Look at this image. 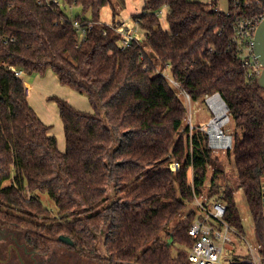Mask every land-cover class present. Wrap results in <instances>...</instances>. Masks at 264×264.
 <instances>
[{"label":"trees","instance_id":"trees-1","mask_svg":"<svg viewBox=\"0 0 264 264\" xmlns=\"http://www.w3.org/2000/svg\"><path fill=\"white\" fill-rule=\"evenodd\" d=\"M145 1L132 15L143 35L122 49V24L101 22L112 0H0V226L23 232L39 255L66 236L96 262L187 264L189 230L201 218L190 205L207 185L211 201L225 205V221L243 233L228 176L220 167L210 174L209 135L188 123L176 85L191 102L220 94L229 107L228 154L264 247V89L258 63L239 43L242 21L259 20L264 0H228L226 11L219 0ZM68 6L81 12L72 16ZM3 63L52 71L88 96L92 112L57 101L65 152ZM40 195L57 210L48 227L36 221L50 213Z\"/></svg>","mask_w":264,"mask_h":264},{"label":"rangeland","instance_id":"rangeland-1","mask_svg":"<svg viewBox=\"0 0 264 264\" xmlns=\"http://www.w3.org/2000/svg\"><path fill=\"white\" fill-rule=\"evenodd\" d=\"M204 1L210 2L211 0ZM145 5V0H112L111 4L107 5L101 10V22L103 24L110 25L115 18L116 22H120L122 25H125L127 28L131 29V31L137 34V37H141L143 33L133 21L132 15L143 12ZM218 5L223 11H226L228 10L229 2L228 0H219ZM80 12V7L68 6V13H70L72 16ZM87 16L88 14L86 17ZM159 17L162 26L165 29H168L167 8H163L160 11ZM160 71L164 75L170 76V70L168 68H160ZM22 80L25 86L26 84L31 85V93L28 95L30 104L35 109L40 119L50 126L49 133L56 137L59 149L62 152H65L67 149V144L57 101L58 99L66 100L78 110L92 112L93 108L90 104L88 96L62 85L58 81L57 76L52 71H48L45 75L23 73ZM176 91L187 103L188 123L191 125V127H197L208 132L209 122L216 116L214 110L211 109L206 102L208 96L204 97L200 101L191 102L189 101L188 96L184 94L177 85ZM211 117L213 118L210 120ZM222 130L226 135L231 136L234 132V125L227 122L223 126ZM216 167L223 169L228 176L230 185L235 192L239 213L245 225L241 237L233 234L234 245L227 246V252L228 254L231 253V256L233 257H235V254L233 253L235 251L236 254L241 252L244 256H247L249 245L255 249L259 248V242L256 235V223L247 205L244 193L239 185L236 170L233 166V159L229 156L228 150L213 149V162L210 165V174ZM40 199L43 201L44 205L50 209V213L46 215V219L40 218L36 221L39 225L48 227L53 224V217H56L57 210L54 203L48 196L40 195ZM199 199L204 202H210L213 199L209 198V185H207L203 190V193H201ZM199 199L195 198L194 203L190 205V209L195 210V212L200 215L198 207ZM177 220L178 219H175L170 224V226H173ZM3 229L4 228L0 229V264H23L19 259L18 254L15 253L14 249H12L11 254H9L8 246L12 243L13 239L11 235L13 233L18 242L23 243L24 233L13 230L9 227L6 228L7 232L5 233L8 238L3 239ZM9 232L12 234H9ZM162 236H164V233H162ZM100 252L104 255L103 250ZM40 258L44 260V264H108L105 262H96L87 259L86 257L80 255L73 247L64 243L54 245L47 256Z\"/></svg>","mask_w":264,"mask_h":264},{"label":"built area","instance_id":"built-area-1","mask_svg":"<svg viewBox=\"0 0 264 264\" xmlns=\"http://www.w3.org/2000/svg\"><path fill=\"white\" fill-rule=\"evenodd\" d=\"M52 2L56 5H60L61 0H52ZM263 19L264 15H262L259 20L248 19L242 21L241 29L239 30V34L241 35L239 43L245 45L246 54L252 57V59L256 62L257 60L255 59L253 53L255 44L254 37L257 27L263 21ZM75 27L80 30V38H83L85 35V30L81 27V24L79 22H75ZM115 30L122 35V38L119 41V46L122 49L130 47L132 42L139 38L137 37V34H135L125 25H121V27L119 26ZM2 65L8 66L4 63ZM258 65V70L261 74L262 67L259 63ZM8 67L18 78H22V70L11 66ZM28 91L29 90L27 89V92ZM222 138L228 139L224 131L218 134L216 138L211 136L210 148L214 150L231 149L232 142H230L229 139L225 145H214L215 139L220 141ZM180 168L181 165L179 163L170 164V169L174 172ZM196 199H199V196H196ZM198 207L201 218H198L192 224L189 230V234L193 239V245L189 251L187 264H264V254L262 253L264 247L261 244H259L258 249H255L249 245L247 256H244L241 252L237 254L236 251L233 252L235 256L242 255L240 259L234 258L231 256V253L228 254L226 247L234 245L233 234L241 237L242 233L225 221L224 217L226 215V207L224 204L218 201L204 202L199 199Z\"/></svg>","mask_w":264,"mask_h":264},{"label":"water","instance_id":"water-1","mask_svg":"<svg viewBox=\"0 0 264 264\" xmlns=\"http://www.w3.org/2000/svg\"><path fill=\"white\" fill-rule=\"evenodd\" d=\"M254 41H255V44H254V48H253V53H254L255 59L257 60V62L262 67V71H261V74L259 76L258 83L264 89V19L259 24V26L257 27L255 37H254ZM216 95L219 96L223 100L224 105L227 108V119L229 120V115H228L229 107L227 106L226 102L224 101V99L221 97L220 94H215L213 96H216ZM213 96H211V97H213ZM206 102H207V100H206ZM207 104H208V102H207ZM211 121H213V119ZM210 122H209V126H210ZM222 132L223 131L221 130L220 133H222ZM207 133L209 135V145H211V134H210L209 128H208ZM227 137H228L229 141L232 142V136L227 135ZM59 240L66 245L73 246V242L69 237L61 236L59 238Z\"/></svg>","mask_w":264,"mask_h":264},{"label":"bare ground","instance_id":"bare-ground-1","mask_svg":"<svg viewBox=\"0 0 264 264\" xmlns=\"http://www.w3.org/2000/svg\"><path fill=\"white\" fill-rule=\"evenodd\" d=\"M208 105L211 109L214 110L216 116L213 121L210 122L209 131L213 138H216L220 131L222 130L223 126L229 122L227 119V108L224 105L223 100L219 96H213L207 98ZM228 139L222 138V140H214V145H225L227 144Z\"/></svg>","mask_w":264,"mask_h":264},{"label":"flooded vegetation","instance_id":"flooded-vegetation-1","mask_svg":"<svg viewBox=\"0 0 264 264\" xmlns=\"http://www.w3.org/2000/svg\"><path fill=\"white\" fill-rule=\"evenodd\" d=\"M1 228H4L2 231V233H3L2 238L7 239L8 237H7V235H5V233L7 232L6 228H9V227H1L0 226V229ZM9 234H12V233L9 232ZM11 236H12L13 240H12V243L8 246L9 254H11V250L14 249L15 253L18 254V257L23 264H44L43 263L44 260H42V258H40V257H45V256L37 254L34 249L29 247L27 245V243L25 242V238L23 239V241H24L23 243H19L18 240L14 237V233ZM11 236H9V237H11Z\"/></svg>","mask_w":264,"mask_h":264},{"label":"crops","instance_id":"crops-1","mask_svg":"<svg viewBox=\"0 0 264 264\" xmlns=\"http://www.w3.org/2000/svg\"><path fill=\"white\" fill-rule=\"evenodd\" d=\"M26 88L29 90V91H28V95H30V93H31V85L26 84Z\"/></svg>","mask_w":264,"mask_h":264}]
</instances>
